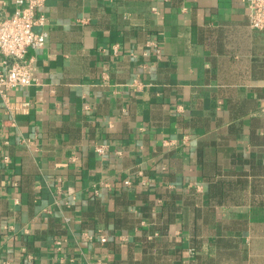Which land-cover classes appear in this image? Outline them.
I'll list each match as a JSON object with an SVG mask.
<instances>
[{"label":"crops","instance_id":"obj_1","mask_svg":"<svg viewBox=\"0 0 264 264\" xmlns=\"http://www.w3.org/2000/svg\"><path fill=\"white\" fill-rule=\"evenodd\" d=\"M39 11L32 83L0 96V264H264V28L243 0Z\"/></svg>","mask_w":264,"mask_h":264},{"label":"built area","instance_id":"obj_2","mask_svg":"<svg viewBox=\"0 0 264 264\" xmlns=\"http://www.w3.org/2000/svg\"><path fill=\"white\" fill-rule=\"evenodd\" d=\"M249 10V23L252 28H264V0H243ZM15 9L12 14L0 18V96L7 99V91L14 87H26L32 83V63L25 59L28 48H41L47 38L43 29L46 16L39 11L44 0H14ZM156 56L161 59L160 50L156 47ZM98 154L106 151V145L99 144L95 148ZM3 156V161H8ZM129 184V180H125ZM100 241L106 238L100 236ZM60 248L62 242L56 241Z\"/></svg>","mask_w":264,"mask_h":264}]
</instances>
